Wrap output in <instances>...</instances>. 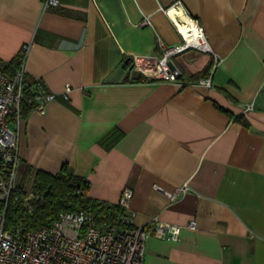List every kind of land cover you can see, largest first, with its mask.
<instances>
[{
    "label": "crops",
    "instance_id": "obj_1",
    "mask_svg": "<svg viewBox=\"0 0 264 264\" xmlns=\"http://www.w3.org/2000/svg\"><path fill=\"white\" fill-rule=\"evenodd\" d=\"M177 1L218 62L189 48L177 80L130 76L133 55L180 41L165 11ZM57 2L0 0V62L27 44L26 77L55 94L21 118L17 183L27 166L67 163L89 197L118 203L131 188L134 224L180 225L176 239L147 237L143 264H264V0ZM182 184L174 200L154 187Z\"/></svg>",
    "mask_w": 264,
    "mask_h": 264
},
{
    "label": "built area",
    "instance_id": "obj_2",
    "mask_svg": "<svg viewBox=\"0 0 264 264\" xmlns=\"http://www.w3.org/2000/svg\"><path fill=\"white\" fill-rule=\"evenodd\" d=\"M57 3V0H43V7ZM173 5L180 6L179 1L171 6ZM168 8L165 9L166 13ZM170 20L180 35V41L170 45L163 44L159 57L133 55L130 76L155 75L163 80H177L181 76V70L173 65V58L189 48L212 54L216 65L218 56L212 51L195 17L185 13L184 20L192 26L185 33L171 18ZM143 23L150 24L149 16H145ZM27 48V44L21 46L19 54L22 60L11 76L0 71V201L3 203L0 209V264H143L147 237L153 234L160 238L176 239L180 225L157 218L151 221L148 228L134 224L128 213L133 195V190L129 187L122 190L118 200V204L125 209L119 226H100L88 209H77L59 212L56 218L42 226L26 228L21 224H12L5 227L9 195L20 191L16 181L19 164L18 130L21 123L18 109L23 94V57ZM39 81L41 80L37 82L39 88L34 109L44 112L45 103L52 100L55 94L43 89ZM198 83L209 85L210 80L200 78ZM70 89L69 84L63 86L65 96ZM247 108H251V104ZM11 113H14L12 122ZM154 187L162 190L169 200H174L188 190L186 184L171 190L163 189L159 185ZM34 197L37 196L29 192L22 199V204L28 206L29 210L30 201ZM187 226L195 228V221L190 220Z\"/></svg>",
    "mask_w": 264,
    "mask_h": 264
},
{
    "label": "trees",
    "instance_id": "obj_3",
    "mask_svg": "<svg viewBox=\"0 0 264 264\" xmlns=\"http://www.w3.org/2000/svg\"><path fill=\"white\" fill-rule=\"evenodd\" d=\"M21 55L13 56L7 62H0V71L11 76L21 63ZM200 76L198 74L196 78ZM139 77V76H138ZM38 79H29L24 73L23 94L19 101V117L22 118L36 104L38 93ZM45 89V86L39 81ZM14 118V113L10 115ZM29 179V190L37 197L30 201L31 210L22 204V199L29 191H26L21 183ZM20 191L9 195L5 212V227L12 224L37 227L46 224L56 218L59 212L88 209L95 222L102 226L105 224L119 226L120 217L125 214V209L118 203H107L87 195L89 181L78 174L72 168L63 163L56 172H48L42 169L26 167L21 182L18 183ZM3 203L0 201V209Z\"/></svg>",
    "mask_w": 264,
    "mask_h": 264
},
{
    "label": "bare ground",
    "instance_id": "obj_4",
    "mask_svg": "<svg viewBox=\"0 0 264 264\" xmlns=\"http://www.w3.org/2000/svg\"><path fill=\"white\" fill-rule=\"evenodd\" d=\"M167 14L174 21V23L178 26V28L180 30H182L184 33L187 30L192 29L191 24L187 23L184 20L185 13H184L183 9L181 8V6L173 5V6L169 7L167 10Z\"/></svg>",
    "mask_w": 264,
    "mask_h": 264
},
{
    "label": "rangeland",
    "instance_id": "obj_5",
    "mask_svg": "<svg viewBox=\"0 0 264 264\" xmlns=\"http://www.w3.org/2000/svg\"><path fill=\"white\" fill-rule=\"evenodd\" d=\"M17 175H18V172H16V181L18 182V178H17ZM22 187L26 190V191H29L31 189L30 185H31V181L29 179H26L24 180L22 183H21ZM30 192V191H29ZM28 192V193H29Z\"/></svg>",
    "mask_w": 264,
    "mask_h": 264
}]
</instances>
